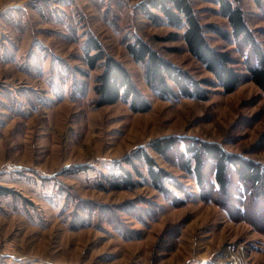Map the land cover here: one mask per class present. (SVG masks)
I'll return each instance as SVG.
<instances>
[{"label": "rangeland", "instance_id": "374dc122", "mask_svg": "<svg viewBox=\"0 0 264 264\" xmlns=\"http://www.w3.org/2000/svg\"><path fill=\"white\" fill-rule=\"evenodd\" d=\"M233 1L264 50V7L254 0ZM148 2L0 0V187L14 191L0 194V264H191L208 246L222 244L219 264L231 262L230 252L239 254L242 264H264L258 245H264L261 189L247 187L240 194L235 182L230 184L232 192L246 197L248 220L263 230L229 215L233 223L226 224L222 211H227L213 199L228 204L229 194L210 187L214 169L207 165L213 161L204 168L213 198L204 201L196 174L183 167L177 152L162 156L149 145L167 136L214 142L259 163L264 172V91L250 74L254 55L233 37L208 31L212 46L233 55L241 74L238 88L227 93L213 87L207 101L165 98L148 83L146 64L128 50L136 39L194 78H214L189 52L185 28L172 27L163 16L150 18L141 9ZM191 2L203 24L231 31L216 2ZM175 33L178 39L171 38ZM90 34L127 67L150 111L134 113L125 99L96 105L94 85L102 67L88 77L78 71L88 70L84 49ZM140 147L170 174L172 194L152 185L144 161L138 162L146 175L142 183L101 189L99 173L113 170ZM172 196L186 200L178 206ZM213 255L211 250L202 260L212 264Z\"/></svg>", "mask_w": 264, "mask_h": 264}, {"label": "trees", "instance_id": "16d2710c", "mask_svg": "<svg viewBox=\"0 0 264 264\" xmlns=\"http://www.w3.org/2000/svg\"><path fill=\"white\" fill-rule=\"evenodd\" d=\"M210 1L216 2L220 10L228 17L229 24L232 27L231 31L221 29L213 24H203L191 0H149L147 4L141 7L144 13L155 21L160 20L163 16L167 18L172 27H184L183 39L189 52L201 61L214 78V80L196 79L189 71L179 68L166 57L161 56L147 42L136 39L134 43L128 44V50L136 60L146 64L145 72L148 83L165 98L188 97L207 101L213 87H220L227 93H232L238 88L241 74L234 67L233 55L228 50H221L212 46L206 36L208 31L217 34L221 39L233 37L249 48L255 59V62L249 66L250 74L255 79V83L264 91V50L258 39H256L254 31L246 22L244 10L236 5L233 0ZM254 1L259 7H264V0ZM154 10H158L162 15ZM172 37L178 39L179 34L175 33ZM85 44L84 59L88 70L79 69V73L88 77L89 71L100 67L103 69L94 85L97 95L96 105L104 107L125 99L130 102V108L134 113L150 111V101L135 85L127 67L117 58L109 55L96 36L90 34ZM81 90H84V88L81 87ZM182 139L178 140L176 137L167 136L166 138L152 140L149 145L154 152L162 156H167L174 151L177 152L178 156L176 158L180 159L181 162L185 161L183 167L188 171L192 170L196 174L204 201H210L213 198L207 195L209 194V188L205 182L207 173L204 172L205 163L213 161L212 165H207V167L214 169L213 185L210 187H213L217 193L219 192L223 196L229 194V203L223 204L216 197L213 201L224 208L233 220H245L257 230L262 231L263 229H261L259 223L250 222L246 217L247 208L246 202H244L246 197L241 198L238 193L235 194L230 190V184L235 182L234 185H236L235 187L240 191V194H245V190L250 187V191L261 189L260 193L264 197V172L259 163L237 154L225 152L219 144L214 142L205 143L192 141L188 138L183 139L185 142H182ZM139 161L145 162L147 175L150 177L152 185L166 195L172 194V190L167 187L170 174L158 165L154 156L144 147L138 148L132 155L125 156L116 163L113 170L107 173L100 172L99 176L103 180L99 185L100 188L104 190H122L142 183L141 178L146 175L139 166ZM126 164L129 165V168L126 167ZM170 183L174 188L183 191L176 182L172 181ZM13 192L10 188L0 187V194L2 195H10ZM213 196H216V194ZM171 199L174 203L177 202L175 204L178 206H181L186 200L183 199L182 202H179L174 196ZM154 211L156 209L153 210L152 215L148 216L149 219L153 217Z\"/></svg>", "mask_w": 264, "mask_h": 264}, {"label": "crops", "instance_id": "0c3cea01", "mask_svg": "<svg viewBox=\"0 0 264 264\" xmlns=\"http://www.w3.org/2000/svg\"><path fill=\"white\" fill-rule=\"evenodd\" d=\"M223 212V217L225 218V223L226 224H230V223H233L231 220H230V218L228 217V214L226 213V212H224V211H222ZM198 219H200V216H198L197 217V220ZM224 224V223H223ZM211 240H213V239H211ZM216 245V244H215ZM223 245V244H222ZM222 245H218V246H213L212 245V247L211 246H208V248H207V250L205 251V252H201V253H199L200 255L197 257V258H195V257H193L192 258V260H193V262L191 263V264H209V263H207V262H205V261H203L204 259L203 258H205L207 255H208V253H210L211 252V250H212V252L214 253V255L213 256H211V258H214V260L213 261H215L214 263H212V264H219L218 263V261L219 260H222L223 259V257L225 256L224 255V250H223V248H222ZM239 246H240V248L243 250V244L242 243H239L238 244ZM259 246H261L262 248H264V245L263 244H258ZM253 250V253L254 252H257L258 250H259V248L258 249H255V248H252ZM226 250V249H225ZM245 251V249L243 250V252ZM204 256V257H203ZM226 260H232V257H228V255H226ZM203 259V260H202ZM205 259H207V258H205ZM191 260V259H190Z\"/></svg>", "mask_w": 264, "mask_h": 264}, {"label": "built area", "instance_id": "2783aa9c", "mask_svg": "<svg viewBox=\"0 0 264 264\" xmlns=\"http://www.w3.org/2000/svg\"><path fill=\"white\" fill-rule=\"evenodd\" d=\"M233 254H235L234 255V257H233V259L231 260V262L229 261V262H227V261H223V264H242V261L240 260V257L241 256H239V254H237V253H233Z\"/></svg>", "mask_w": 264, "mask_h": 264}, {"label": "bare ground", "instance_id": "6f19581e", "mask_svg": "<svg viewBox=\"0 0 264 264\" xmlns=\"http://www.w3.org/2000/svg\"><path fill=\"white\" fill-rule=\"evenodd\" d=\"M234 255H235V254H233V253L230 252V253L228 254V257H231V256L234 257Z\"/></svg>", "mask_w": 264, "mask_h": 264}]
</instances>
